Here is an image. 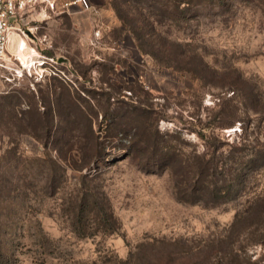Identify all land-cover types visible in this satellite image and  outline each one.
Wrapping results in <instances>:
<instances>
[{"label": "rangeland", "instance_id": "1", "mask_svg": "<svg viewBox=\"0 0 264 264\" xmlns=\"http://www.w3.org/2000/svg\"><path fill=\"white\" fill-rule=\"evenodd\" d=\"M11 24L0 264H264V0H39Z\"/></svg>", "mask_w": 264, "mask_h": 264}, {"label": "built area", "instance_id": "2", "mask_svg": "<svg viewBox=\"0 0 264 264\" xmlns=\"http://www.w3.org/2000/svg\"><path fill=\"white\" fill-rule=\"evenodd\" d=\"M39 0H0V58L4 54L8 42H9V33L12 27L11 19L17 13H24L29 9H33ZM44 60L39 61L38 65H43ZM33 66V65H32ZM32 66L23 65L22 71L28 73L29 75L33 74ZM42 68V66H40ZM33 71L36 78H42L44 72H39L36 69Z\"/></svg>", "mask_w": 264, "mask_h": 264}, {"label": "trees", "instance_id": "3", "mask_svg": "<svg viewBox=\"0 0 264 264\" xmlns=\"http://www.w3.org/2000/svg\"><path fill=\"white\" fill-rule=\"evenodd\" d=\"M243 144H241L240 147H243L242 146ZM241 149V148H240ZM255 156H259V152H257L255 154ZM258 158V157H256ZM215 166V159H211V160H205L204 156H202L200 158V162L198 163V172H200L202 175H207V174H210L211 173V169ZM206 188V187H205Z\"/></svg>", "mask_w": 264, "mask_h": 264}]
</instances>
